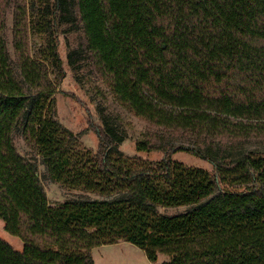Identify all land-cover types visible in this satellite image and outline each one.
<instances>
[{"label": "trees", "instance_id": "16d2710c", "mask_svg": "<svg viewBox=\"0 0 264 264\" xmlns=\"http://www.w3.org/2000/svg\"><path fill=\"white\" fill-rule=\"evenodd\" d=\"M10 2L0 0V218L24 245L0 236V264H94L92 248L120 241L168 255L160 264H264V0H16L14 56ZM61 33L72 69L91 64L149 122L137 151L162 159L125 155L126 134L106 122H90L94 150L57 119ZM4 130L18 172L36 167L20 134L77 193L24 200ZM178 151L213 170L172 161Z\"/></svg>", "mask_w": 264, "mask_h": 264}, {"label": "rangeland", "instance_id": "374dc122", "mask_svg": "<svg viewBox=\"0 0 264 264\" xmlns=\"http://www.w3.org/2000/svg\"><path fill=\"white\" fill-rule=\"evenodd\" d=\"M15 1L11 0L6 11V34L13 56L15 55L13 47ZM25 1L27 2V0ZM67 36L73 47L74 43L77 42L76 35L68 34ZM59 37V53L63 60L66 76L59 83L58 91L55 94L57 119L75 133H80L83 144L94 150L97 148L99 138L92 129L90 122L100 124L106 122L117 132L126 134V138L119 145L125 155H140L150 161L162 159L163 152L161 151H137V140L141 139L145 132L150 129L149 122L143 117L137 116L128 107H125L119 102L112 93L108 83L96 75L91 64L84 66L79 72H75L68 63L67 52L69 48L66 43V36L61 33ZM31 43L32 53H34L38 44L35 37H32ZM5 139L6 130L2 133L4 157L9 165L10 173L12 171L18 172L17 167L12 165L11 157L6 149ZM16 146L20 155L24 156L33 164H36L35 169H30L25 174L22 172L17 173L20 188L26 189L23 193L21 191V197L24 200L29 197L32 203L57 204L73 197L77 193V191H71L48 177L45 167L39 163L36 150L20 134L16 136ZM172 161L180 162L188 167H200L208 171L213 170L212 164L208 160L186 151L174 153L172 155ZM35 174L38 175L37 179L34 178ZM92 196L94 197L96 195ZM182 210H184V207L171 208L166 211L174 213ZM0 236L8 240L16 249H22L24 245L21 237L11 234L5 229V222L1 218ZM156 254L157 257L155 258L148 253V250L128 241L102 244L92 248L94 264H160L169 258L168 255L163 253Z\"/></svg>", "mask_w": 264, "mask_h": 264}]
</instances>
